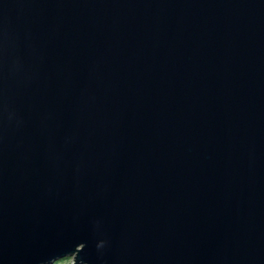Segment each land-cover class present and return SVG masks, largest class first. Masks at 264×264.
<instances>
[{
  "label": "water",
  "instance_id": "water-1",
  "mask_svg": "<svg viewBox=\"0 0 264 264\" xmlns=\"http://www.w3.org/2000/svg\"><path fill=\"white\" fill-rule=\"evenodd\" d=\"M264 264V0H0V264Z\"/></svg>",
  "mask_w": 264,
  "mask_h": 264
},
{
  "label": "trees",
  "instance_id": "trees-1",
  "mask_svg": "<svg viewBox=\"0 0 264 264\" xmlns=\"http://www.w3.org/2000/svg\"><path fill=\"white\" fill-rule=\"evenodd\" d=\"M68 260H69V258H65L62 260H58L57 262H54L53 264H69Z\"/></svg>",
  "mask_w": 264,
  "mask_h": 264
},
{
  "label": "rangeland",
  "instance_id": "rangeland-1",
  "mask_svg": "<svg viewBox=\"0 0 264 264\" xmlns=\"http://www.w3.org/2000/svg\"><path fill=\"white\" fill-rule=\"evenodd\" d=\"M68 263H69V264H71V263H72L70 258H69V260H68Z\"/></svg>",
  "mask_w": 264,
  "mask_h": 264
}]
</instances>
